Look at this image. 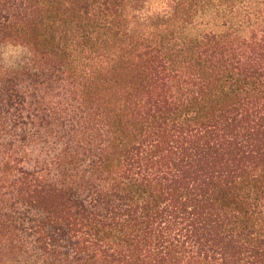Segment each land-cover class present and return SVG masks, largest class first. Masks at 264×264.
Returning <instances> with one entry per match:
<instances>
[{"label": "trees", "instance_id": "1", "mask_svg": "<svg viewBox=\"0 0 264 264\" xmlns=\"http://www.w3.org/2000/svg\"><path fill=\"white\" fill-rule=\"evenodd\" d=\"M0 264H264V0H0Z\"/></svg>", "mask_w": 264, "mask_h": 264}]
</instances>
